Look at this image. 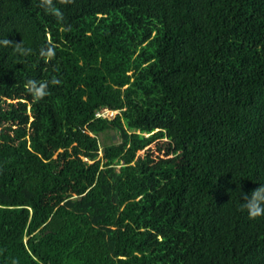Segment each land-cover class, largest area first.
Segmentation results:
<instances>
[{"label": "trees", "instance_id": "1", "mask_svg": "<svg viewBox=\"0 0 264 264\" xmlns=\"http://www.w3.org/2000/svg\"><path fill=\"white\" fill-rule=\"evenodd\" d=\"M4 39L0 264H264V0H0Z\"/></svg>", "mask_w": 264, "mask_h": 264}, {"label": "clouds", "instance_id": "2", "mask_svg": "<svg viewBox=\"0 0 264 264\" xmlns=\"http://www.w3.org/2000/svg\"><path fill=\"white\" fill-rule=\"evenodd\" d=\"M0 43L7 44L9 41L4 39ZM20 51H27V49L19 48ZM52 54V49H48V55ZM31 90H33L37 97L44 94V85L41 84L39 88L35 86V82L30 81ZM242 207L247 209L248 215L250 217H257L264 215V184H260L250 193H244Z\"/></svg>", "mask_w": 264, "mask_h": 264}, {"label": "rangeland", "instance_id": "3", "mask_svg": "<svg viewBox=\"0 0 264 264\" xmlns=\"http://www.w3.org/2000/svg\"><path fill=\"white\" fill-rule=\"evenodd\" d=\"M100 139H101L102 144H105V143L109 144V143H112V142L120 141V136L115 131L110 130V131H106L104 133H101Z\"/></svg>", "mask_w": 264, "mask_h": 264}, {"label": "built area", "instance_id": "4", "mask_svg": "<svg viewBox=\"0 0 264 264\" xmlns=\"http://www.w3.org/2000/svg\"><path fill=\"white\" fill-rule=\"evenodd\" d=\"M97 114L98 115H107V114L112 115L113 114V111L112 110H109V109H104L102 111H99Z\"/></svg>", "mask_w": 264, "mask_h": 264}]
</instances>
